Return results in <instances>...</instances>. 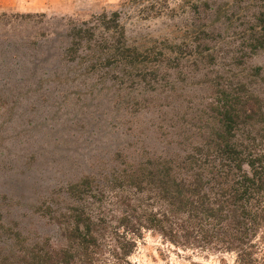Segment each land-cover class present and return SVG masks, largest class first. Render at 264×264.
Listing matches in <instances>:
<instances>
[{
  "label": "rangeland",
  "instance_id": "374dc122",
  "mask_svg": "<svg viewBox=\"0 0 264 264\" xmlns=\"http://www.w3.org/2000/svg\"><path fill=\"white\" fill-rule=\"evenodd\" d=\"M243 93L264 115V0H0V264L63 246L67 190L89 177L103 245L67 264H264V225L241 256L142 226L110 254L119 198L148 194L115 175L181 154ZM251 121L234 138L263 135Z\"/></svg>",
  "mask_w": 264,
  "mask_h": 264
},
{
  "label": "trees",
  "instance_id": "16d2710c",
  "mask_svg": "<svg viewBox=\"0 0 264 264\" xmlns=\"http://www.w3.org/2000/svg\"><path fill=\"white\" fill-rule=\"evenodd\" d=\"M226 99L210 107L207 116L216 123L199 141H175L189 146L181 147V154L148 158L143 167L115 175L122 181L117 186L146 188L148 194L135 202L127 196L119 198L124 208L117 227L122 231L113 230L111 256L128 255L131 241H125L124 234H135L141 226L171 242L215 240L218 247L235 250L239 256L249 253L251 238L264 225V134L256 131L243 139L234 137L240 126L261 121L264 115L256 98L243 93ZM92 180L83 178L67 190L80 203L67 207L62 215L64 245L35 254L33 264H67L85 257L89 247L103 245L104 221L91 213L85 198L95 196Z\"/></svg>",
  "mask_w": 264,
  "mask_h": 264
}]
</instances>
